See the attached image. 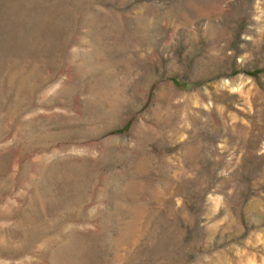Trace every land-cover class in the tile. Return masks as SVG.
<instances>
[{
  "label": "rangeland",
  "instance_id": "rangeland-1",
  "mask_svg": "<svg viewBox=\"0 0 264 264\" xmlns=\"http://www.w3.org/2000/svg\"><path fill=\"white\" fill-rule=\"evenodd\" d=\"M0 264H264V0H0Z\"/></svg>",
  "mask_w": 264,
  "mask_h": 264
}]
</instances>
